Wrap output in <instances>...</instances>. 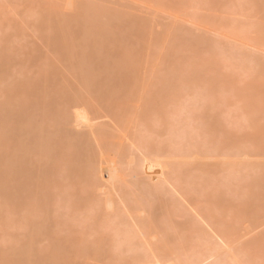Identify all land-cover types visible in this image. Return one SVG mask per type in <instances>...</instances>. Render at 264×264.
<instances>
[{"label": "bare ground", "instance_id": "1", "mask_svg": "<svg viewBox=\"0 0 264 264\" xmlns=\"http://www.w3.org/2000/svg\"><path fill=\"white\" fill-rule=\"evenodd\" d=\"M0 264H264V0H0Z\"/></svg>", "mask_w": 264, "mask_h": 264}]
</instances>
